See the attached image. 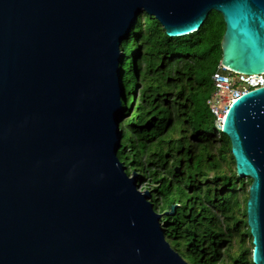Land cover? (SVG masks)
Wrapping results in <instances>:
<instances>
[{
	"label": "water",
	"instance_id": "1",
	"mask_svg": "<svg viewBox=\"0 0 264 264\" xmlns=\"http://www.w3.org/2000/svg\"><path fill=\"white\" fill-rule=\"evenodd\" d=\"M225 22L220 64L264 73V0H0V264H192L118 156L127 109L122 43L142 13L170 37ZM221 132L249 178L252 260L264 264V86Z\"/></svg>",
	"mask_w": 264,
	"mask_h": 264
},
{
	"label": "trees",
	"instance_id": "2",
	"mask_svg": "<svg viewBox=\"0 0 264 264\" xmlns=\"http://www.w3.org/2000/svg\"><path fill=\"white\" fill-rule=\"evenodd\" d=\"M225 22L211 11L201 28L170 37L160 22L142 13L121 45L126 117L119 158L155 185L166 237L192 264H254L246 236L245 180L236 173L231 142L218 131L207 100L222 57ZM215 128L212 136L207 131ZM238 237V246L233 238ZM253 246V245H252Z\"/></svg>",
	"mask_w": 264,
	"mask_h": 264
},
{
	"label": "built area",
	"instance_id": "3",
	"mask_svg": "<svg viewBox=\"0 0 264 264\" xmlns=\"http://www.w3.org/2000/svg\"><path fill=\"white\" fill-rule=\"evenodd\" d=\"M214 89L207 104L215 117V126L221 131L230 105L243 93L264 86V73L243 74L224 68L221 64L212 76Z\"/></svg>",
	"mask_w": 264,
	"mask_h": 264
},
{
	"label": "rangeland",
	"instance_id": "4",
	"mask_svg": "<svg viewBox=\"0 0 264 264\" xmlns=\"http://www.w3.org/2000/svg\"><path fill=\"white\" fill-rule=\"evenodd\" d=\"M215 130H216L215 128H212V129H210V130L207 131V134L209 136H212L213 133L215 132ZM244 179H249V178H244ZM245 182H246L245 183L246 190H242V191L239 192V197H240V201H241V205L242 206H243V198L245 197V193H247V189H249V185H250V182L248 180H245ZM154 185L155 184L153 182H151L150 180L144 179V181H143V183H142V185H141L140 188L142 190H145V189L152 190V188L154 187ZM156 209L159 211L158 208H156ZM159 212H161V211H159ZM237 238L238 237L233 238V244H235L236 246H238V243H237L238 242V239ZM246 241H247L246 244H247L248 247H253L252 244H251V240H250V237L249 236H246Z\"/></svg>",
	"mask_w": 264,
	"mask_h": 264
},
{
	"label": "flooded vegetation",
	"instance_id": "5",
	"mask_svg": "<svg viewBox=\"0 0 264 264\" xmlns=\"http://www.w3.org/2000/svg\"><path fill=\"white\" fill-rule=\"evenodd\" d=\"M152 196H153V193H152Z\"/></svg>",
	"mask_w": 264,
	"mask_h": 264
}]
</instances>
